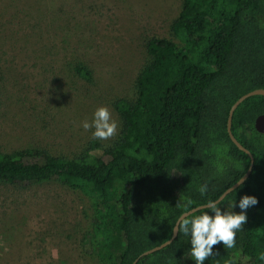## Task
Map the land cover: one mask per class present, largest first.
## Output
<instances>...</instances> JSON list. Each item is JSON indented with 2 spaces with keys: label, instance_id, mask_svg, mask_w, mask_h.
Masks as SVG:
<instances>
[{
  "label": "trees",
  "instance_id": "trees-1",
  "mask_svg": "<svg viewBox=\"0 0 264 264\" xmlns=\"http://www.w3.org/2000/svg\"><path fill=\"white\" fill-rule=\"evenodd\" d=\"M21 1L6 0L7 7ZM24 8L23 17L40 13L30 4ZM169 36L144 40L147 60L136 74L133 99L112 102L119 129L107 147L89 141L71 157L39 148L0 153V185L56 182L89 196L92 215L80 245L101 264H131L168 240L184 211L177 205L191 199L194 208L216 200L249 164L227 136L226 117L240 96L264 89V0H181ZM71 71L85 82L91 78L81 62ZM259 114L264 115L261 96L245 99L233 111L230 132L253 164L247 179L218 206L239 214L243 196L258 203L247 209L236 247L214 246L218 255L205 264L233 259L264 264V133L253 127ZM204 184L208 191L201 196ZM190 248V237L179 232L135 264H195Z\"/></svg>",
  "mask_w": 264,
  "mask_h": 264
},
{
  "label": "rangeland",
  "instance_id": "rangeland-1",
  "mask_svg": "<svg viewBox=\"0 0 264 264\" xmlns=\"http://www.w3.org/2000/svg\"><path fill=\"white\" fill-rule=\"evenodd\" d=\"M180 2L0 0V153L71 157L89 141L107 147L114 138L93 139L82 122L106 106L119 124L112 102L133 99L144 40L170 37ZM26 4L40 13L23 17ZM75 62L90 69L89 81L72 73ZM91 215L87 194L56 182L0 185V264H101L80 245Z\"/></svg>",
  "mask_w": 264,
  "mask_h": 264
},
{
  "label": "clouds",
  "instance_id": "clouds-1",
  "mask_svg": "<svg viewBox=\"0 0 264 264\" xmlns=\"http://www.w3.org/2000/svg\"><path fill=\"white\" fill-rule=\"evenodd\" d=\"M85 131L95 129L92 132V138L101 141H107L115 138L118 134L119 124L113 118L111 111L106 106L98 107L93 113L91 122L85 120L82 122ZM208 191V185L204 184L199 188L201 196ZM258 200L253 196H243L238 204L241 209L239 214L231 211L222 212L218 206V201L209 200L203 209L193 208V201L187 199L182 206L184 211L178 218L174 232H182L190 237V256L195 264H205L210 257L218 255L214 253V246L223 244L224 248L233 249L236 247L237 233L242 231L247 223L248 217L246 211L249 207L255 206ZM237 205L230 203L232 209ZM209 211L214 213L210 215ZM201 212L202 214H196ZM239 257L237 256V259ZM264 260V255L260 257ZM228 264H236V260H230Z\"/></svg>",
  "mask_w": 264,
  "mask_h": 264
},
{
  "label": "water",
  "instance_id": "water-1",
  "mask_svg": "<svg viewBox=\"0 0 264 264\" xmlns=\"http://www.w3.org/2000/svg\"><path fill=\"white\" fill-rule=\"evenodd\" d=\"M253 96H261V97H264V89H255V90H252L250 92H247L246 94L240 96L238 99H236L232 105L229 107L228 109V112H227V117H226V133H227V136L230 140V142L239 150V151H242L243 153H245L248 158H249V164H248V167L247 169L245 170V172L243 173V175L234 183L232 184L231 186H229L228 188H226L218 197L216 200L214 201H218L220 202L227 194H229L232 190H234L235 188H237L240 184H242L248 177V175L250 174V171H251V168H252V164H253V158L252 156L249 154V152L244 149L232 136L231 132H230V123H231V117H232V114H233V111L236 109V107L241 103L243 102L245 99L247 98H250V97H253ZM253 127H254V130L257 132V133H260V134H263L264 133V115L262 114H259L255 117L254 119V122H253ZM205 205V204H204ZM204 205H199L197 207H194V208H198V209H203V206ZM182 215V213L177 217L175 223H174V226L172 228V231H171V235L169 237L168 240L164 241L163 243H160L159 245L157 246H154L150 249H147L143 252H141L139 255H137V257L132 261L131 264H135L137 262V260L142 257V256H146L148 254H151L153 252H156L162 248H164L165 246L169 245L173 240L174 238L176 237L177 233L174 232V229H175V226L177 224V220L178 218Z\"/></svg>",
  "mask_w": 264,
  "mask_h": 264
}]
</instances>
